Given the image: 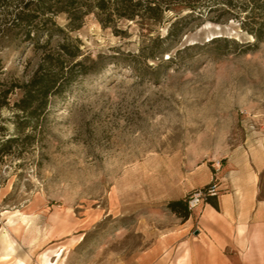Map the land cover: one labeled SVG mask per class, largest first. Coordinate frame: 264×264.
Returning <instances> with one entry per match:
<instances>
[{"label":"rangeland","instance_id":"374dc122","mask_svg":"<svg viewBox=\"0 0 264 264\" xmlns=\"http://www.w3.org/2000/svg\"><path fill=\"white\" fill-rule=\"evenodd\" d=\"M187 12L173 35L172 11L148 29L120 21V33L86 16L70 35L93 70L21 132L0 110V137L16 138L0 152V264H137L155 238L181 232L167 203L192 175L208 166L219 194L232 152L264 147V38ZM36 62L30 48H0V80H27ZM258 187L264 198V166Z\"/></svg>","mask_w":264,"mask_h":264},{"label":"trees","instance_id":"16d2710c","mask_svg":"<svg viewBox=\"0 0 264 264\" xmlns=\"http://www.w3.org/2000/svg\"><path fill=\"white\" fill-rule=\"evenodd\" d=\"M186 9L189 12L185 16L196 18L213 12H219L215 20L221 15L231 16L254 40L264 38V0H0V48H30L37 58L27 80H0V110L7 108L13 112L15 130L21 132L30 125L29 121L47 112L51 97L63 96L77 77L93 70L94 61L82 52L79 40L70 35L82 26L86 16L92 14L103 28L111 27L120 33L122 30L116 27L120 21L136 20L148 29L161 24L165 13L172 11L177 18L167 35H173L178 20L184 17L180 13ZM61 14L65 15V25L56 20ZM157 41L163 39L157 37ZM157 53L158 48H154L144 57L153 59ZM16 89L20 96L10 102ZM0 139V152L5 154L16 138ZM213 197L207 202L212 203ZM186 200L187 195L167 203L184 220L190 213Z\"/></svg>","mask_w":264,"mask_h":264},{"label":"crops","instance_id":"0c3cea01","mask_svg":"<svg viewBox=\"0 0 264 264\" xmlns=\"http://www.w3.org/2000/svg\"><path fill=\"white\" fill-rule=\"evenodd\" d=\"M225 162L212 203L190 211L181 232L155 238L139 251L137 264H264V198L258 187L264 147L237 149ZM208 169L201 168V179H188L182 198L210 181Z\"/></svg>","mask_w":264,"mask_h":264},{"label":"built area","instance_id":"2783aa9c","mask_svg":"<svg viewBox=\"0 0 264 264\" xmlns=\"http://www.w3.org/2000/svg\"><path fill=\"white\" fill-rule=\"evenodd\" d=\"M207 187H197L193 188L187 194V208L189 211L196 210L201 205L208 203L207 200L211 196L218 195V184L216 182V178L213 176L208 183Z\"/></svg>","mask_w":264,"mask_h":264}]
</instances>
